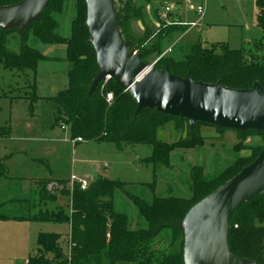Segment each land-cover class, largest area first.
I'll return each mask as SVG.
<instances>
[{
  "label": "trees",
  "instance_id": "16d2710c",
  "mask_svg": "<svg viewBox=\"0 0 264 264\" xmlns=\"http://www.w3.org/2000/svg\"><path fill=\"white\" fill-rule=\"evenodd\" d=\"M21 1L0 0V7L12 6ZM126 1L130 3L133 0ZM52 2L53 0L40 18L24 30L0 29V71L34 73L37 64L46 60L35 47L27 44L30 37L32 44L64 45L65 60L70 64V69L66 74L67 88L50 98L55 105L54 125L61 123L67 126L70 141L80 139L81 142L112 144L118 151L126 146L149 147L150 156L141 160L140 164L151 167L153 181L139 187L146 188L151 199L148 202L129 194L126 189L131 187L125 183L99 177L93 179L85 190L74 184L71 192H64L63 196L69 199L68 210L45 208L29 218L19 215L23 205L29 206V200H18L11 202L17 206L13 207L17 211L15 216H8L4 205H0V221L46 222L67 224L70 227L67 253L60 248L59 235L39 233L36 253L28 258L27 264H184V231L181 223L186 214L194 205L250 165L263 147L251 149L249 158H237L225 171L209 180L202 177L200 168H193L191 197L187 201L173 196H156L157 168L168 167L170 154L175 149L202 147L203 142L198 132L200 126L212 127L219 132L230 129L196 122L195 128L190 130L187 120L148 109L135 116L137 105L112 80L104 85L103 82L100 83L89 94L91 81L99 69L94 51L87 43L89 36L85 25V0L81 5L77 4L76 17L68 39L55 32L58 26L48 14ZM145 2L149 3L150 0ZM255 5L258 9L257 26L262 31V37L253 43V49L259 52L264 46V0H255ZM115 15L118 16L116 10ZM134 16L140 18L141 14L135 12ZM117 24L122 27L121 20ZM179 31L184 32L182 29ZM13 34L19 37L18 52L8 48L9 37ZM128 50L131 51L129 48ZM243 50L244 48L230 50L225 45H220L218 51L215 46L203 50L196 43L183 54L181 62L164 59L156 62L154 67L161 71L167 69L170 74L182 79L189 76L194 82L212 85L219 83L222 87L235 90H250L257 84L259 93L264 94L262 61L255 56L246 60ZM148 54L144 50L140 55V60L146 65ZM109 93L112 94L110 104L106 102V95ZM34 99L38 100L36 95ZM171 121H176L179 125L185 124L186 137L172 144L158 141L157 131ZM232 131L239 137L240 149H249L243 146L244 139L249 137H259L264 142V132ZM78 144L80 143L76 142L74 146ZM6 177V167L0 160V179ZM56 184L64 188L67 182L57 181ZM38 193L40 201L41 198L44 199L43 204L56 199L51 196L52 192L47 190L46 185H42ZM119 193L124 194L131 202L136 213L137 229L129 227L126 213L114 210L113 198ZM257 223L264 224V195L248 199L231 212L228 218L227 245L236 258L264 264V225L258 226Z\"/></svg>",
  "mask_w": 264,
  "mask_h": 264
},
{
  "label": "rangeland",
  "instance_id": "374dc122",
  "mask_svg": "<svg viewBox=\"0 0 264 264\" xmlns=\"http://www.w3.org/2000/svg\"><path fill=\"white\" fill-rule=\"evenodd\" d=\"M186 1H189V5ZM83 2L84 0H53L48 14L58 26L55 31L58 35L65 39L70 37L77 4L81 5ZM167 5L176 8L173 13L167 14L162 19L159 17V13ZM189 6L194 8L202 6L203 15H197ZM113 10L114 14L115 10L118 14L117 21H122V27L118 26L122 41L127 44V48L131 49L130 52L133 55H141L146 50L149 53L146 61L150 69H155L154 65L159 60L172 59L173 62H181L183 54L196 43H199L203 50L215 46L218 51L220 45H225L230 50H238L245 45L246 41L250 39L257 41L262 37L260 31L254 28L255 7L252 0H150L149 3H146L145 0H133L130 3L126 0H113ZM135 12L141 14L140 18L134 16ZM171 29H174V32H171ZM179 29L184 32L181 33ZM258 34L259 38L255 36ZM9 39L8 48L18 52V35L13 34ZM30 40L31 37L27 40V44L38 49L40 53L59 60L63 58L64 47L62 45L44 46L40 43L32 44ZM248 51L247 48L243 50L246 60L255 56L252 51L249 53ZM261 53L264 66V46ZM66 69V62L47 61L40 64L38 80L43 81L45 85L39 93L48 97L63 89V85L67 81ZM10 73L15 74L10 71L0 73V97L2 95L32 96L31 90L25 89L22 85V79L19 82L17 77L12 78ZM29 74L31 73L29 72ZM52 74L55 78L51 77ZM43 104L42 108L35 110L34 117L25 114L28 109L27 104L23 103L17 107V116L16 114L11 116L8 103L3 99L0 100V128L4 127L1 129L4 130L2 132H7L6 129H9L11 125L10 136L0 133V157L13 153L21 158L19 160L21 168L16 167L17 158L7 164V172L11 180L10 183L0 182V205L8 204L11 200H29V206L23 205L22 212H19V215L29 218L45 208L68 210L69 199L63 195L64 192L72 190L69 182L63 188L56 183L47 184L46 181H41L38 182V188L34 191L30 179H42V175L48 170L59 175L61 177L59 179H69L70 181L71 174L83 178L82 175L87 173V166L91 162H94L93 169L98 171L99 177L119 180L131 187L126 189L129 194L144 201H150L149 191L139 187L141 184L153 181L151 167L142 166L139 163V160L150 156L149 147L126 146L122 152H118L112 144L81 142L76 146L77 152H73L69 129L61 123L54 125L49 104L45 102ZM178 125L176 121L166 123L163 128L157 131V140L172 144L186 137L185 124L179 125L181 127ZM57 126L63 128L59 129ZM198 132L203 142L202 147L189 150L175 149L170 154L168 167L157 168L154 191L156 196H173L187 201L191 197L193 168H200L202 177L209 180L225 171L237 158H249L252 154L251 149L264 147V142L260 139L256 144L258 146H250L249 138L251 137H249L244 139L243 143V146L249 149H240L239 137L232 130L219 132L212 127L200 126ZM50 137L66 141V144L59 148L57 156L54 152H52L53 154L47 152L49 148L47 141ZM19 148L24 151H19ZM35 155L45 156L43 157L44 165L30 162V158L36 157ZM84 160H87L89 164L81 162ZM46 166L49 167L48 170ZM20 176H26L27 181L14 180ZM42 185H46L47 190L52 192L51 196L56 198L55 201H47L44 204L42 202L44 199L41 198L42 201H40L38 192ZM22 196L25 197L19 198ZM42 205L44 207H41ZM13 207L17 208V206ZM13 207H5V213L8 216L17 215V211ZM113 208L116 212L127 214L131 229L138 228L134 208L124 194L119 193L113 198ZM22 222L11 220L0 223V264H24L23 260L27 258V255L33 256L36 252V239L39 232L67 233L68 228L64 224L47 223L38 224L37 229L34 230L31 225L29 230L20 225ZM257 225L264 224L257 223ZM183 226L185 229L183 256L186 264H222L213 255L206 238L197 227L188 221H185ZM220 228L224 236L226 233L225 221L221 222ZM67 244L65 245L63 240L59 243L64 253L68 252L69 245Z\"/></svg>",
  "mask_w": 264,
  "mask_h": 264
},
{
  "label": "water",
  "instance_id": "95a60500",
  "mask_svg": "<svg viewBox=\"0 0 264 264\" xmlns=\"http://www.w3.org/2000/svg\"><path fill=\"white\" fill-rule=\"evenodd\" d=\"M50 1L22 0L0 7V29L24 30L40 18ZM85 6L87 43L94 51L99 69L91 81L89 94L100 83L112 80L137 105L135 116L148 109L185 119L190 130L195 128L196 122H202L216 128L264 132V94L259 93L257 84L250 90H235L219 83L194 82L189 76L182 79L167 69H150L140 60V55H133L122 41L113 0H85ZM261 195H264V147L250 165L194 205L181 227L185 231V221L197 227L222 264H255L230 253L228 218L235 207ZM223 221L226 224L224 236L220 228Z\"/></svg>",
  "mask_w": 264,
  "mask_h": 264
},
{
  "label": "crops",
  "instance_id": "0c3cea01",
  "mask_svg": "<svg viewBox=\"0 0 264 264\" xmlns=\"http://www.w3.org/2000/svg\"><path fill=\"white\" fill-rule=\"evenodd\" d=\"M253 1V3H254V7H255V14H254V28L255 29H258L259 31H260V33H261V36H262V31H261V29L257 26V16H258V9L256 8V5H255V0H252ZM177 19H178V16H177ZM255 36H258V38H259V34L258 35H255ZM260 36V37H261ZM258 41V40H257ZM254 42H256L255 40L254 41H252V39H250V40H248V41H246V43H245V45L244 46H242L241 48H247V49H249V51H252L253 52V54L255 55V57L256 58H258V59H260L261 61H262V59H263V55H262V50L261 51H259V52H256V51H254V49H253V43ZM42 45V44H41ZM44 46H46V45H44ZM50 46H54V45H50ZM55 46H57V45H55ZM63 47H64V49H63V51H64V55H63V58L62 59H56V58H50V57H48L45 53H40L39 52V50L38 49H36L40 54H41V56H43L46 60L45 61H40L38 64H37V66H36V70H35V72L34 73H32V72H30V71H24V72H16V71H10V72H15V74H11L10 73V76L12 77V78H14L15 76L17 77V79H18V81L20 82V80L22 79V85L25 87V89H28V90H31V94H32V96H27V95H25V96H19V97H14V96H12V95H2V97H0V100L1 99H3V100H5L7 103H8V106H9V109H10V115L11 116H13V115H15L16 114V116H17V114H18V109H17V107L18 106H20L21 105V103H23L24 105H26L27 106V109H28V112H26L25 114L28 116H30V117H34L35 116V110L37 111V109L38 108H40L41 106H42V104H43V102H45V103H48L49 104V109H50V112H51V115H52V118H54V121H55V105L50 101V98H53V97H55L59 92H61V91H63V90H65L66 88H67V85H68V82L66 81V83L63 85V89H60L59 91H57L56 93H54V95H51V96H43L41 93H39V91L44 87V83H43V81H40V80H38V74H39V70H40V64H43L44 62H47V61H60V62H66L67 63V69H66V71H65V77H66V74H67V72L69 71V69H70V64L65 60V46L64 45H62ZM227 47V46H226ZM228 48V47H227ZM2 71H9V70H1L0 71V73L2 72ZM31 73V74H29L28 75V73ZM20 73V74H19ZM19 75H21V76H19ZM31 75V76H30ZM51 77H53V78H55V76H54V74H52L51 75ZM66 80H67V77H66ZM53 82H56V80H53ZM8 87H10V85H8ZM30 93V92H29ZM34 95H36L37 96V98H38V100L35 102V99H34ZM42 103V104H41ZM44 105V104H43ZM42 108V107H41ZM59 129H61L59 126H57ZM4 129V127H1L0 128V130L1 129ZM66 128L67 129H69L67 126H66ZM7 130V132H5V133H3L4 132V130H1L0 131V133L2 134V135H5V134H7V136H10L11 135V133H10V131L9 130H11V125H10V128L9 129H6ZM3 131V132H2ZM9 132V133H8ZM12 132V131H11ZM52 132V131H51ZM0 134V135H1ZM250 139V141H251V144H250V146H258V145H256V144H258L259 143V137H251V138H249ZM261 140V139H260ZM72 143V142H71ZM47 144H48V149H47V152L49 153V154H53L52 152H54L55 154H56V156H57V153H58V150H59V148H61L63 145H65L66 144V141L65 140H62L61 138H57V137H55V138H52V137H50L49 139H48V141H47ZM249 145V144H248ZM76 146L77 145H73V152H77V149H76ZM124 149V148H123ZM19 151H24V149H20L19 148ZM118 151V150H117ZM123 150H121V151H118V152H122ZM20 153V152H19ZM18 154V153H17ZM75 154V153H74ZM36 157H34V156H32L31 158H30V162L32 163V162H34V163H37V164H39V165H44V162H45V159L43 158V157H45V156H40V155H35ZM17 158V165H16V167H18V168H21V165H20V162H19V160L21 159L18 155L16 156V155H13V153L11 154H7V155H4L3 157H0V160H3L4 161V165H5V167H6V170H7V164H9L13 159H16ZM49 158V157H48ZM147 158V157H146ZM143 160V159H142ZM140 161L141 160H139V163H140ZM82 163H88V161L87 160H84V161H81ZM89 164V163H88ZM93 166H94V162H91V164H89L88 166H87V170L88 171H86L87 173H84V175H82L83 176V178L82 179H85L86 178V180H88V181H90V180H93V179H96V178H99V173H98V171L97 170H94L93 169ZM143 166V165H142ZM46 169L48 170L49 169V167H47L46 166ZM8 171V170H7ZM43 176V178L42 179H30V181L32 182V184H33V190L35 191V190H37V184H38V182H41V181H51L52 183H56L57 181H65V182H69L68 184L70 185V181H69V179H66V180H64V179H59V178H61V177H59V175H57V174H55L54 173V171H52V172H50L49 170H48V172H46L45 174H43L42 175ZM71 176H72V174H71ZM73 176H75V175H73ZM18 179H14V180H19V181H27V179H26V176L25 177H22V176H20V177H17ZM78 178V177H77ZM102 178V177H101ZM107 179V178H106ZM11 180V178L9 177V174H8V172H7V177L6 178H1L0 179V182H4V183H10L9 181ZM29 181V180H28ZM115 181H119V180H115ZM121 182V181H120ZM123 183V182H122ZM1 185V184H0ZM3 185H5V184H3ZM25 196H22V197H19V198H24ZM11 202H14L13 200H11ZM10 201H9V205L6 203V204H2V205H4V207H6V206H9V207H13V206H15L16 204H12ZM6 209V208H5ZM9 221H11V220H9ZM13 221V220H12ZM5 222V221H4ZM6 222H8V221H6ZM0 223H2V221H0ZM38 224H47L46 222H31V221H23L22 222V224H20L21 226H24V227H27L29 230H30V228H31V225H32V228H33V230L37 227V225ZM49 224V223H48ZM52 224V223H51ZM53 224H55V223H53ZM58 225V224H57ZM64 225H66L68 228H67V233H61V232H57V233H55V232H50L51 234H57V235H59L60 236V240H59V243H60V241L61 240H63L64 241V243H65V245L67 244V245H69V233H70V227L67 225V224H64ZM37 229V228H36ZM40 233V232H39ZM38 233V234H39ZM20 244H21V242H20ZM21 246V245H20ZM61 248V247H60ZM36 250H37V247H36ZM27 253L29 252L28 250L26 251ZM64 252V251H63ZM36 253V252H35ZM29 257H31V255H27V258L26 259H24L23 261H24V264H27V260H28V258Z\"/></svg>",
  "mask_w": 264,
  "mask_h": 264
},
{
  "label": "built area",
  "instance_id": "2783aa9c",
  "mask_svg": "<svg viewBox=\"0 0 264 264\" xmlns=\"http://www.w3.org/2000/svg\"><path fill=\"white\" fill-rule=\"evenodd\" d=\"M187 3H188V5H189V1H186ZM191 9H192V11H194L197 15H203V12H204V9H203V7L202 6H198V7H196V8H194V7H191V6H189ZM176 7L175 6H170V5H167V6H165L162 10H161V12L159 13V17H161L162 19H164L165 18V16L167 15V14H171V13H173V11H174V9H175ZM107 82V80L105 81V82H103V85L105 84ZM111 101H112V95L111 94H107L106 95V102L107 103H111ZM63 128V127H62ZM72 142V144L74 145L76 142H79V143H81V140L80 139H76L75 141H71ZM74 184H76L77 186H79V188L81 189V190H85L88 186H89V184H90V181H88V180H86V179H82V178H77L76 176H71L70 177V186L72 187Z\"/></svg>",
  "mask_w": 264,
  "mask_h": 264
}]
</instances>
